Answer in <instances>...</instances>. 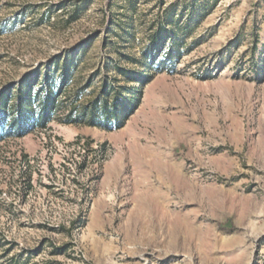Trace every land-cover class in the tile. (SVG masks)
Instances as JSON below:
<instances>
[{"label":"rangeland","instance_id":"obj_1","mask_svg":"<svg viewBox=\"0 0 264 264\" xmlns=\"http://www.w3.org/2000/svg\"><path fill=\"white\" fill-rule=\"evenodd\" d=\"M64 53L85 104L149 81L0 142V264H264V0H0V92Z\"/></svg>","mask_w":264,"mask_h":264},{"label":"trees","instance_id":"obj_2","mask_svg":"<svg viewBox=\"0 0 264 264\" xmlns=\"http://www.w3.org/2000/svg\"><path fill=\"white\" fill-rule=\"evenodd\" d=\"M75 55L61 54L49 64L26 75L16 86H6L0 92V142L21 138L34 128H46L60 115L64 123L93 125L105 129L120 128L133 112L141 95V88L149 81L146 74H128L137 85L118 92L104 82L100 98L87 104L80 102V88L68 92L70 84L76 86L74 76ZM16 91L14 92V89ZM14 92V93H13ZM122 95L117 98L118 95Z\"/></svg>","mask_w":264,"mask_h":264}]
</instances>
